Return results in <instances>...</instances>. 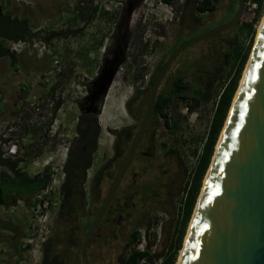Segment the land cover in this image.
Masks as SVG:
<instances>
[{
	"label": "rangeland",
	"instance_id": "rangeland-1",
	"mask_svg": "<svg viewBox=\"0 0 264 264\" xmlns=\"http://www.w3.org/2000/svg\"><path fill=\"white\" fill-rule=\"evenodd\" d=\"M218 2L217 9L213 12L206 13L202 16V21L198 23L195 20L197 15L192 6L189 7L188 11L186 10L184 12L181 6L182 4H173L172 6L163 8L159 5V0H149L142 11L143 17L140 18L138 28L136 25L131 28L133 45L129 52V65H126L121 71L125 72L126 70L124 75L125 80L131 79L134 75V73H130L128 76L127 73L132 70L138 59L137 37L142 44H150L144 60L148 63V66H155L162 58L166 59L168 55L170 56L171 52L174 49L176 50L185 41L206 34L227 23L234 17L239 0H218ZM44 3L46 4L40 5L38 16H34V10L30 9V15L34 16L31 18L34 21L32 23L33 31L44 32L40 37L41 39L37 40L39 47H43L40 42L44 39V36L48 37L50 34L56 32L74 30L83 24V21L73 22L77 15L75 7L81 3V0H44ZM92 5H97L101 13L112 12L115 8L113 0H94ZM32 6L29 5L27 7L32 8ZM138 14L139 10H136L134 15L135 22L138 21ZM101 15L99 14V17L95 18L92 26H89L87 29L84 28L83 33L77 38L72 37L69 41H64L63 44L60 43V40L50 43V57L53 60H60L62 58L64 64L61 68H64L70 74L81 71L79 69L81 63L76 60V57L74 58V52H77L82 46L86 47L89 45L90 47H87V49H84L80 53V57H82L81 59L84 63L90 66L88 73H94L104 51V45L102 46V50L100 49L98 51L97 47L92 45H96V41L100 38L106 43L112 31L106 18H102ZM263 18L264 15L255 23L256 17H253L246 11L243 19L238 23L239 27L235 28L236 25L225 33L213 36L186 48L168 71L163 90L167 92L173 91L172 79L182 77L184 82L189 85L186 94L190 96V89H195L197 86L195 78L201 81L202 92L206 90L208 70H216L218 74L220 72L221 75L227 76L232 72V62L227 63L226 54L238 45L244 47L249 45L251 34L248 32V28L245 27L246 25L251 24L254 26L255 33L252 38L254 40V46ZM72 19L74 20L72 21ZM48 65L52 68L51 62H48L45 70H43V75L41 77L38 76V79H36L38 81L33 83L32 94L26 97H18L16 93L11 95L7 98L8 103L5 107V112L0 115V153L4 152L5 148L4 136L10 134V140H12L13 144L17 145V154L14 158L8 155H3V158L13 161L23 160L24 164L21 165L22 167L20 169H26L27 167L25 174L30 177L34 176L36 172H43L47 167L57 169L62 167L63 162L66 160L68 147L75 135L76 119L78 117L76 101L78 97L83 95V86L87 80L83 74H77L74 78L69 75L67 83L62 88L63 90L59 91L61 95H63V92L65 93L64 99H61L64 105L60 111H54L53 107L50 108L54 100L46 94L50 88L49 84L54 82L55 79L59 80V75H56L53 79L51 77L53 73L49 71ZM196 73L197 75H194ZM121 77L122 75L114 83L118 85V90L116 91V87H114L113 89L115 91L113 90L111 94L109 92L105 100L103 113L100 117L99 122L103 128V134L99 140V150L95 156L94 170L101 167L105 159L112 153L111 149L115 138L110 127L122 128L124 126H133L134 130L137 131L143 119V115L140 112L135 111V114H132L128 110L127 104L132 95L133 86L126 84L125 87H122ZM217 89L216 93H211L206 97L210 101L199 106L194 113H190L188 110L189 106H193V102L190 100H182L180 97L175 98L172 107V123L180 122L182 128L178 131L169 128L165 123L164 117H159L158 119L151 118L150 123L152 128L150 132L152 134V130H154V135L148 136L146 144V149L149 154L147 164L150 169H153L152 171L156 176L163 181L157 183V188L160 190L161 196L154 202H151L150 205H147V212L143 213L141 218L139 217L137 220H121L118 236H116L117 229L110 230L109 233L106 232L104 234V238L100 244L94 245L91 249L92 258L95 260L94 264H120L119 258L133 250L143 251L149 249L151 255L168 253L169 246L174 238L177 223L181 219L182 210L179 207V200L185 182L195 168L197 162L195 152L201 151L209 131L219 87ZM58 96L60 95L58 94ZM138 103L139 101H134L131 103V106H134V109H136ZM140 103L144 107L147 101H140ZM10 128L13 130L11 133H9ZM55 140L59 144L55 154L56 157L47 151L40 157H37V154L32 155L33 150L28 155V146H33V144H50L52 146ZM168 149L178 150L182 155L181 159H179L177 153L173 152L167 156L165 151ZM2 154H5V152ZM25 162L28 164L26 165ZM47 162H51L49 166L46 165ZM94 170L89 174V181L93 178ZM2 171L3 169L0 168V175ZM89 186L90 184L88 182L86 185L87 193L89 192ZM107 188L108 185L101 188V197L106 195ZM56 197L59 198L58 192L56 193ZM91 203L95 207L93 206L92 210L86 208L87 211L85 212L89 214V218L87 220L88 222L83 225V228H88L102 201L97 199L96 196H92ZM26 209L30 212L31 208L22 200L17 208H14L12 205L0 206V218L1 220H8L13 223L23 217L26 224H31L32 217L30 213L29 215L25 211ZM56 210L53 211L50 222V228L51 231L53 229V232L55 228L57 229V227H52L54 225L52 220L57 213ZM148 217L149 219L146 221ZM150 220L151 222L148 224L149 228H143L141 226L143 222ZM13 225L16 224L13 223ZM135 229L140 233L139 240L132 242L130 240V234ZM28 231L29 228L18 231L21 237H23L20 240L21 242L24 240ZM0 234L9 236L10 231ZM3 250L6 251L5 247L0 244V257L3 255ZM61 251L68 260V264L76 262L72 253L66 249ZM181 251L178 256V261ZM17 252L20 253L16 255L22 257L23 264H34L32 255L20 249L16 250ZM8 253L10 252L8 251ZM155 264H160V261L155 260Z\"/></svg>",
	"mask_w": 264,
	"mask_h": 264
},
{
	"label": "flooded vegetation",
	"instance_id": "flooded-vegetation-1",
	"mask_svg": "<svg viewBox=\"0 0 264 264\" xmlns=\"http://www.w3.org/2000/svg\"><path fill=\"white\" fill-rule=\"evenodd\" d=\"M148 1L149 0H113L115 4L114 10L112 12L105 13L104 16L101 15L102 18L103 17L106 18L107 23L112 28V31L110 33L107 42L104 43V51L102 53V56L100 57L99 62L97 63V67L94 73H88L90 70V66L84 63L83 60L81 59L82 57H80V53L84 49H87V47H90V45L86 47L82 46L81 48H79L77 52H74L75 55L74 58L76 57V60H78L81 63L79 68L81 70L80 72H74L73 74L72 73L70 74L64 68H61L64 64L62 58H60V60H53V58L50 57L51 42L60 40V43L63 44L64 41H69V39H71L72 37L77 38L78 36H80L81 33H83L84 28L87 29L89 26L93 25L95 18H98L99 15L92 17L89 16L86 11H87V7L91 6L94 3V0H86L75 7L77 10L76 11L77 15L75 17V20L72 19V21L73 20H74L73 22L83 21V24L80 27H76L74 30L71 29V30H65L62 32H56L54 34H50L48 36L51 37L49 41H47L48 37L44 36V39L41 40L40 42L45 47L44 55L42 58L47 59L48 60L47 62H51L52 64V68H50V65H48L49 71L53 73L51 77L54 79L56 75L57 76L59 75V80L55 79L54 82L49 84L50 88L48 89V92L46 94L49 97L53 98L54 100V103L52 105L54 111L57 112L60 111L62 106L64 105V102H62L61 99H64L65 93L63 92V95H61L59 91L63 90L62 88L67 83L68 76L70 75L71 77L74 78L75 75L77 74H83L87 78L83 86L84 93L81 97H78L76 101V109L78 111V117L76 119L75 135L72 138L70 146L68 147L67 150L68 153L66 155V160L64 164L66 163L68 158L71 157V159L74 160V163H76V166L78 167L79 171L84 172L83 168L84 165L88 163L87 162L88 157H90L89 155H91L90 151L92 150V148H96V152L92 154L91 167H89L85 171L86 180L84 186L85 187L84 193H82L79 189L73 192L72 205L70 207L71 213L67 214L64 217L62 216V214H60L62 199L59 197V204L56 210L57 213L54 219L52 220V223L54 224L52 226L53 228L58 227L59 223H61L63 227H66L68 231L72 232V242L70 244L71 245L70 248L74 250L72 256L76 259V262L74 263L72 262V264H83L81 257L82 244L81 247H78L77 244H75V239L83 235V231H82L84 229L83 225L88 222L87 220L89 218V214L85 212L87 211L86 208H90L92 210L94 206V204L91 203L92 196H95L92 193L93 182L94 180H96V182L97 180H100L101 188L103 186L106 187L108 185V188L106 190L107 191L106 195H107L119 171V168L121 167L124 159L126 158L130 150V147L138 131V130L135 131L133 126H124L122 128L110 127V130L114 135L115 141L118 138L117 133L122 131L123 129H127V128L132 129L134 131V135L131 136V138L129 139L130 141L127 140L126 142L127 148L125 149V153L122 157H118L117 149L115 147V141H114V144L111 149L112 152L111 155L105 159L101 167L94 170L95 156L98 153L99 140L101 135L103 134V128L99 121L103 113L105 100L107 99L109 92L111 94L113 90L115 91V89H113L114 87H116V91L118 90V85L114 83L116 79L120 75H122L121 77L122 87H125L126 84L133 86L132 88L133 92L127 104L128 110H130L132 114H135L134 113L135 111L140 112V114H142L144 118L153 83L155 82L156 77L160 73L166 61L170 57L168 55L166 59L162 58L159 62L155 64V66H148V63L144 60V57L147 55L150 44H142L139 38L137 37L136 42L138 45V59L132 70L131 68H129L131 71L127 73L128 76L130 73H134V75L131 79L125 80L124 75L126 73V70L125 72H121L126 65H129L128 62L130 59L129 52L133 45L131 28L134 25H136L138 28L139 26L138 23L140 21V18L143 17L142 11L146 7V3ZM173 4H182L181 6L184 12H186V10L188 11L189 7L192 6L194 12L197 15L195 20H197L198 23L202 21V16L206 14V12L203 11V8L205 6V0H174L173 3H166L164 2V0H159V5H161L163 8L165 7L167 8L168 6H172ZM131 5H133L134 10L131 15H128V9ZM136 10H139V14H138L139 18L137 22H135L134 20V15ZM81 11L86 12V14H83ZM43 34L44 32L41 34V36ZM100 40H102V38L96 41V45H92L97 47V51L100 49L102 50V46L100 47L99 45ZM174 51L175 49L171 52V54ZM172 66L170 68H172ZM112 74L114 75L113 80L111 81L110 86L106 90L105 82L109 77L112 76ZM166 75L164 77L165 80L163 79V81L159 86L157 97L160 96V93L163 92V86L165 85V82L167 80ZM28 91H29L28 95L32 94V88L28 89ZM57 93L60 96H62V98H60V96H58ZM134 101H139L136 109H134V106H131L132 105L131 103H133ZM140 101H147V104L144 107H142ZM57 105H59L58 108ZM154 114H155V109L153 110V114L151 118H153ZM147 129L124 174L121 184L119 185L112 201L109 204V207L107 208L105 214L103 215L95 233L90 239V242L88 244V258L90 264H91L90 261L91 258L89 256L91 255V249L93 248L94 245L100 244L106 232L109 233L110 230L117 229L116 236H118L121 227L119 226L121 220L123 219L137 220V218L139 217L141 218L142 214L147 212V205H150L151 202H154L156 199H158L161 196V192L157 188V183L161 182L162 179L158 178V176H156V174L152 171L153 169H150L147 164L149 158L148 157L149 154L146 149L147 146L146 144L149 136V134H147ZM83 137L84 140L82 141L81 139ZM9 141H10L9 139H4V144L8 143ZM35 145L33 144V146L32 145L28 146L29 147L27 148L28 155H30L31 150H33L32 155L37 154V157H40L45 151L54 154V156L56 157L55 154L57 152V148L59 147V144L56 143V140L52 146H50V144L49 145L35 144ZM3 155L4 154H2V156ZM79 156L82 157V159L79 160L78 158ZM27 162H25L26 165L28 164ZM50 163L51 162L48 163V166L50 165ZM22 164H24V162H20L18 164L19 169L21 168ZM0 168L3 169L2 172L6 170V168L1 165ZM47 168L49 169V172L52 171L51 170L52 167L50 168L47 167ZM46 169H44L43 171H45ZM93 170L95 171V173L93 175L92 180L89 181L88 180L89 174ZM22 171L24 172L23 169ZM37 173L40 172H36L35 174ZM88 182L90 186H89V192L87 193L86 185ZM106 195L104 196V199ZM0 206H9L7 205L6 190L1 182V175H0ZM94 219L89 223V228L92 222L94 221ZM52 232L53 229L51 231L50 236L52 235ZM2 236L0 235V237ZM0 242H2V244L6 243V248H7L8 246L7 243L9 244V238H5V239L2 238L0 239ZM10 244L12 247H14V243L13 244L10 243ZM41 261H42V257L39 264H41ZM5 264H8V258L6 259ZM18 264H23V260Z\"/></svg>",
	"mask_w": 264,
	"mask_h": 264
},
{
	"label": "water",
	"instance_id": "water-1",
	"mask_svg": "<svg viewBox=\"0 0 264 264\" xmlns=\"http://www.w3.org/2000/svg\"><path fill=\"white\" fill-rule=\"evenodd\" d=\"M133 10L131 5L128 15ZM245 12L246 0H239L230 21L185 41L166 61L153 83L130 150L86 232L81 247L83 264H90V239L146 132L169 68L186 48L235 27ZM113 76L106 80V90ZM178 264H264V18L204 179Z\"/></svg>",
	"mask_w": 264,
	"mask_h": 264
},
{
	"label": "trees",
	"instance_id": "trees-1",
	"mask_svg": "<svg viewBox=\"0 0 264 264\" xmlns=\"http://www.w3.org/2000/svg\"><path fill=\"white\" fill-rule=\"evenodd\" d=\"M86 0H81V3ZM166 3H173L174 0H164ZM258 4L257 16L255 19V23L259 21V19L264 15V0H255ZM218 0H205V6L203 11L213 12L217 9ZM82 12V11H81ZM89 16L95 17L96 15L108 12H100V8L96 6L87 7V11ZM86 12H82L86 14ZM82 14V15H83ZM239 27L238 24L235 28ZM248 28V32L251 34V40L247 47L242 45H238L225 57H227V63L232 62V72H230L227 76H223L218 74V72L210 71L207 72V82H206V90L202 92L201 89V81L195 78V82L197 84L195 89H190V96L186 94V90L189 89V85L184 82L182 77H177L172 79V83L174 86L173 91L167 92L163 90L160 93V96L156 98L155 102V114L153 118L158 119L159 117L165 118L166 125L174 131H178L182 128L180 122L172 123V107L175 102L176 97H180L182 100H190L193 102V106H189L188 110L190 113H194L196 109L204 103H207L209 100L208 97L211 93H216L219 87V92L216 95L217 102L214 106L213 116L210 124L209 131L205 138L204 144L200 152L196 151L195 155L197 156V162L194 170L190 174V181H186L184 188L187 190L188 196L185 201V204L182 209L181 219L177 223L176 231L174 234V238L169 246L168 253L166 254H154L151 255L149 249H145L143 251L133 250L125 255H122L119 258L120 264H155V260L160 261V264H177L179 253L183 247L184 239L187 234V230L189 224L191 222L194 209L196 207L199 195L201 193V189L203 186L204 179L211 165L216 146L220 139L221 133L229 116L234 98L240 86V82L243 76V72L249 60L251 50L253 47L254 40L253 35L255 33V29L253 25H246ZM42 32H34L32 23L29 19H21L18 17H11L9 15L4 14L0 9V59L3 57H7L10 59V66L15 68L18 64L17 54L11 53L8 49V44L11 42L18 41H30V40H40ZM51 37L47 38L49 41ZM181 44V43H180ZM100 47L104 45V40H100ZM199 72V69H198ZM194 75H197L194 74ZM27 96V93L24 94ZM59 105H57V108ZM130 107V104H129ZM152 118V119H153ZM147 134L154 135V130H152L151 134V123L147 127ZM118 138L115 141V147L117 149L118 157H122L125 153V149L127 148L126 142L131 136L134 135V131L132 129H123L122 131L117 133ZM84 140V137L81 139ZM80 140V141H81ZM96 152V148H92L88 157V163L84 165V172H80L74 160L71 157L68 158L66 163L63 166V170L65 172V179L59 188V197L62 199L60 214L62 216H66L71 213V205H72V194L77 189H79L82 193L85 191V180L86 173L85 171L91 167L92 164V154ZM177 153L179 159H181L182 155L178 150L168 149L165 151V154L168 156L171 153ZM79 160L82 157H78ZM23 162V160L13 161L10 159H4L2 153H0V165L7 168L11 173L2 172L1 174V182L6 190L7 197V205H15L18 201L23 200L28 205H33L34 197L41 191L46 190L47 187L51 184V172L47 168L45 171L35 174L30 177L22 171V169L18 168V164ZM101 182L100 180H94L92 186V193L96 196L97 199L103 202L104 196L101 197ZM188 188V189H187ZM142 193V192H141ZM98 212V210H97ZM96 212V213H97ZM149 217L146 219V221ZM151 222H143L141 226L143 228H149V223ZM6 227V226H5ZM0 228H4L3 224H0ZM89 228V226H88ZM88 228H84L83 235L75 239V244L78 247H81L82 240L85 236ZM140 233L137 229L132 230L130 234V240L135 242L139 240ZM21 238H16L15 247L16 250H19L21 244ZM72 242V232L68 231L66 227H63L61 223H59L57 229L52 233L47 243L44 245L43 253H42V261L41 264H68V260L61 253L63 249H66L70 253H74L71 247ZM128 248V246H127ZM17 255L20 253H16ZM91 258V264L95 263V260L92 258V255L89 256ZM22 260V257H19V261Z\"/></svg>",
	"mask_w": 264,
	"mask_h": 264
},
{
	"label": "crops",
	"instance_id": "crops-1",
	"mask_svg": "<svg viewBox=\"0 0 264 264\" xmlns=\"http://www.w3.org/2000/svg\"><path fill=\"white\" fill-rule=\"evenodd\" d=\"M44 5V0H0V9L1 11L9 15L11 17H18L21 19H29L31 23L34 21L31 20L34 16H38V11L40 10V5ZM33 5L32 8L27 6ZM30 9L34 10L35 15H30ZM18 64L15 68L10 66V59L7 57H3L0 59V99L3 102L1 104L0 101V115L5 112V107L7 105V98L13 94H17L18 97H26L24 94L29 93L28 89H33V83L38 81V76L41 77L43 75V70L46 68V64H48L47 59H38L32 56L29 53H23L17 55ZM22 167V166H21ZM25 172V169H23ZM7 173H11L7 168L5 170ZM23 201V200H22ZM18 204V205H17ZM17 204L12 205L14 208L19 207L21 204V200L17 202ZM28 205V204H27ZM30 206V205H28ZM31 208V206H30ZM28 214L30 213L28 209L25 210ZM16 214V213H15ZM30 215V214H29ZM31 216V215H30ZM25 219V218H24ZM17 222H13L16 225H13L8 220H1L0 224L4 225V228H0V233L10 231L9 236H1L0 239L9 238V244L6 243L0 244L5 247L6 251H2L3 255L0 257V264H5L6 259L8 258V264H18L19 257L16 255V247L15 241L16 238L21 237L18 231H23L24 228H30L31 224H26L22 218L17 219ZM5 221V222H4ZM21 224V225H18ZM23 225V226H22ZM6 226V227H5ZM17 229V230H16ZM3 230V231H2ZM25 236V235H23ZM25 238V237H24ZM23 237L21 238V240ZM10 243H14V247L11 246ZM13 250H11L12 248ZM8 251L10 253H8Z\"/></svg>",
	"mask_w": 264,
	"mask_h": 264
},
{
	"label": "built area",
	"instance_id": "built-area-1",
	"mask_svg": "<svg viewBox=\"0 0 264 264\" xmlns=\"http://www.w3.org/2000/svg\"><path fill=\"white\" fill-rule=\"evenodd\" d=\"M246 11L253 17H256L258 11L257 2H255V0H246ZM8 49L11 53H15L17 55L27 52L38 59H41L43 57L45 51V47H39L37 40L35 39L30 41L11 42L8 44ZM50 108H52V106H50ZM12 131V128H10L9 133H11ZM4 138L10 140L11 135L7 134L4 136ZM4 146V155H8L14 158V156L17 154V145L13 144L12 140H10L8 143H5ZM46 165H48V162ZM63 165L58 169L52 168L51 184L47 187L46 190L39 192L34 197L33 205L30 209L32 223L27 235L21 242L19 249L26 252L27 254L32 255L34 264L40 263L44 245L47 243L48 238L51 234V217L53 215V211L57 209V206L59 204V198L56 197V193H59V188L61 187L65 179ZM188 179V181L191 180L190 174L188 176ZM187 196V190L183 189L181 198L179 200V207L181 208V210L183 209Z\"/></svg>",
	"mask_w": 264,
	"mask_h": 264
},
{
	"label": "bare ground",
	"instance_id": "bare-ground-1",
	"mask_svg": "<svg viewBox=\"0 0 264 264\" xmlns=\"http://www.w3.org/2000/svg\"><path fill=\"white\" fill-rule=\"evenodd\" d=\"M261 27V26H260ZM259 30H260V28H259ZM181 254H182V251H181ZM181 256V255H180ZM179 260H180V258H179Z\"/></svg>",
	"mask_w": 264,
	"mask_h": 264
},
{
	"label": "clouds",
	"instance_id": "clouds-1",
	"mask_svg": "<svg viewBox=\"0 0 264 264\" xmlns=\"http://www.w3.org/2000/svg\"><path fill=\"white\" fill-rule=\"evenodd\" d=\"M23 54V53H22Z\"/></svg>",
	"mask_w": 264,
	"mask_h": 264
}]
</instances>
